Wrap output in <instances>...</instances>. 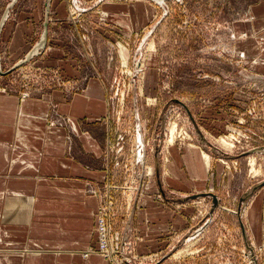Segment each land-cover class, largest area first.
Masks as SVG:
<instances>
[{"label":"rangeland","instance_id":"rangeland-1","mask_svg":"<svg viewBox=\"0 0 264 264\" xmlns=\"http://www.w3.org/2000/svg\"><path fill=\"white\" fill-rule=\"evenodd\" d=\"M11 1L0 0V18ZM25 1L26 11L48 15L49 25L52 19L57 33L85 55L89 73L96 67L109 84L107 179L102 199L98 194L115 211L111 247L117 252L105 264H263L264 246L250 254L238 215L264 179V0ZM39 63L11 75L19 90L29 89L28 81L62 78L58 67ZM173 124L178 134L169 149ZM221 137L234 140L231 150ZM202 151L211 156L209 167ZM191 152L199 165L191 166ZM253 154L260 173L250 165ZM180 155L190 163L180 167ZM145 189L178 208L168 227L142 224L137 195ZM203 192L222 197L212 214V196L179 199ZM7 204L0 206V226L32 219L33 209L22 202ZM96 216L92 242L97 239L100 252L99 208Z\"/></svg>","mask_w":264,"mask_h":264},{"label":"crops","instance_id":"crops-1","mask_svg":"<svg viewBox=\"0 0 264 264\" xmlns=\"http://www.w3.org/2000/svg\"><path fill=\"white\" fill-rule=\"evenodd\" d=\"M25 2L15 3L0 31V206L22 202L27 211L33 209V217L26 222L16 217L9 225L0 226V246L8 247L0 249V264H105L106 257L97 252V239L93 244L97 235L93 220L102 205L98 192L107 179L104 156L110 137L105 126L110 116L109 84L96 67L89 73L80 48L65 32L58 34L59 27L51 25L50 19L46 47L24 65L42 60L56 66L63 83L48 89L32 88L25 96L10 78L14 70H7L38 44L45 30L41 33L39 26L46 20L40 11H26ZM108 34L112 36L110 31ZM191 154V166L199 165L200 158ZM202 155L209 167L211 158L208 160L204 151ZM177 163L182 167L190 158L180 155ZM153 193L145 189L137 195L141 222L168 227L170 211L178 208L170 201L159 202ZM238 217L250 245L264 246V185L252 193Z\"/></svg>","mask_w":264,"mask_h":264},{"label":"water","instance_id":"water-1","mask_svg":"<svg viewBox=\"0 0 264 264\" xmlns=\"http://www.w3.org/2000/svg\"><path fill=\"white\" fill-rule=\"evenodd\" d=\"M18 0H12L8 7L6 8V11L3 15V18H2V23H1V27H0V31H1V28H2V25L3 23L5 22L6 18L9 16V13H10V10L11 8L15 5V3L17 2ZM48 37H49V16L47 15V18H46V21H45V30H44V33H43V36L42 38L40 39V41L38 42V44L33 48V50L26 56L25 59H23L21 62L17 63L15 66H13L11 69L7 70L8 72L10 71H13L15 70L18 66H20L21 64H24L26 63L27 61L31 60L35 54H37L38 52H40L41 49L45 48L46 45H47V42H48ZM0 66H1V54H0ZM1 72L3 71L1 68H0ZM214 149H217V147L213 146ZM138 156L140 157V161H143L144 162V153L143 152H139ZM264 185V180H262L261 182H259L258 184H256L254 186V188L249 191L247 193V196H246V199H245V206L247 205V202H248V199L251 197L252 193H254L259 187L263 186ZM199 196H212L213 198V207L211 209V214L212 212L214 211V209L219 205V196L214 193V192H203V193H199V194H193V195H188L186 196L185 198H179V199H191V198H195V197H199ZM244 210H242L241 208L239 209V216H241V214L243 213ZM242 227H243V233H244V238H245V241L248 243L247 244V248L249 250H251V255H253L255 252H254V249L252 247V245H250L249 241L248 240V236H247V232H246V227L245 225L242 223Z\"/></svg>","mask_w":264,"mask_h":264},{"label":"built area","instance_id":"built-area-1","mask_svg":"<svg viewBox=\"0 0 264 264\" xmlns=\"http://www.w3.org/2000/svg\"><path fill=\"white\" fill-rule=\"evenodd\" d=\"M29 61H31V60H29ZM29 61H27V62H29ZM24 64H21L20 66H18L16 68V70H14V73H17V72L21 73L23 71H26V68L28 66H25ZM32 66H39V65H32ZM56 82H58V84L54 85V86H58V85H61L63 83L61 78L51 79V80H42V82H39L38 80L35 81V82L28 81L25 87H27L29 89H26L25 91H23V94L25 96L29 95L30 94V90L32 88H36V87H37V89H42L41 87H44V88L45 87H53V84H55ZM113 214H115V211H113L112 208H107V207H104L103 205L100 206V209H99V222H98V231H99L100 237L102 239V244L100 246V249H101L100 252H102V254L105 257L110 256V258L112 256L110 254L108 255V253H106V252H108V250H109V248H108V239H113L112 223H111V220L113 219L112 218ZM114 252L116 253L117 251H114Z\"/></svg>","mask_w":264,"mask_h":264},{"label":"bare ground","instance_id":"bare-ground-1","mask_svg":"<svg viewBox=\"0 0 264 264\" xmlns=\"http://www.w3.org/2000/svg\"><path fill=\"white\" fill-rule=\"evenodd\" d=\"M149 47L150 48H155V45H154V43H150L149 44ZM186 133V132H185ZM177 134H178V126H177V124H173L172 126H171V131H170V133L168 134V137H167V139H166V142L165 143H167V145H168V147L170 148V145L171 144H174V141H175V138H176V136H177ZM232 139V138H231ZM228 139V138H226V137H221L220 138V144H221V146L222 147H225V148H229V150H231V146H233L234 145V140L232 139ZM167 147V148H168ZM233 149V148H232ZM205 152V151H204ZM135 153V152H134ZM205 155H206V157L208 158V160H210V158H211V156H210V154L209 153H207V151L205 152ZM251 157H250V165H251V167H252V170L254 171V173H260V169L259 168H257V164H256V156L253 154V155H250ZM150 173H152V168L150 167L149 169H148V174H150ZM136 178V177H135ZM133 188V187H132ZM112 239H108V248H109V250H108V252H106V253H108V255L110 254L111 256L114 254L113 252L115 251L114 250V248H112L111 247V245H112V241H111ZM253 247V249H254V246H252ZM188 249V248H187ZM180 251H183V250H181L180 249ZM179 252V251H178Z\"/></svg>","mask_w":264,"mask_h":264}]
</instances>
